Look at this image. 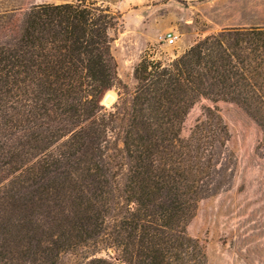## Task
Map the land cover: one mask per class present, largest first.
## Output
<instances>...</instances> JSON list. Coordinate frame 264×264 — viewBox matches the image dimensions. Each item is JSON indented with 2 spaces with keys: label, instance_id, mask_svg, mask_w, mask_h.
Segmentation results:
<instances>
[{
  "label": "trees",
  "instance_id": "obj_1",
  "mask_svg": "<svg viewBox=\"0 0 264 264\" xmlns=\"http://www.w3.org/2000/svg\"><path fill=\"white\" fill-rule=\"evenodd\" d=\"M117 22L84 0L43 3L0 41V264H207L187 222L223 184L229 133L209 106L189 136L183 124L203 97L264 105V29L142 59L109 108Z\"/></svg>",
  "mask_w": 264,
  "mask_h": 264
},
{
  "label": "rangeland",
  "instance_id": "obj_2",
  "mask_svg": "<svg viewBox=\"0 0 264 264\" xmlns=\"http://www.w3.org/2000/svg\"><path fill=\"white\" fill-rule=\"evenodd\" d=\"M76 1L0 0V41L18 29L34 5ZM84 1L108 8L117 16L118 22L109 33L119 81L106 93L109 101L106 95L103 98L109 108L121 94L132 97L138 85L135 69L142 59L168 65L208 36L238 29L242 37L249 38L252 30L264 29V0ZM168 31L179 35L176 43L161 39ZM246 53L251 50L246 49ZM260 53L264 59L263 47ZM208 106L216 109L227 126L229 168L219 191L199 200L187 231L204 246L207 264H264V125L258 120L264 118V105L257 102L248 106L225 96L203 97L190 108L183 135L189 136L201 123ZM88 251L93 253L90 248ZM96 255L118 257L107 249Z\"/></svg>",
  "mask_w": 264,
  "mask_h": 264
},
{
  "label": "built area",
  "instance_id": "obj_3",
  "mask_svg": "<svg viewBox=\"0 0 264 264\" xmlns=\"http://www.w3.org/2000/svg\"><path fill=\"white\" fill-rule=\"evenodd\" d=\"M179 35L174 31H168L166 34L161 36V39L168 42L169 44H174L177 42Z\"/></svg>",
  "mask_w": 264,
  "mask_h": 264
}]
</instances>
